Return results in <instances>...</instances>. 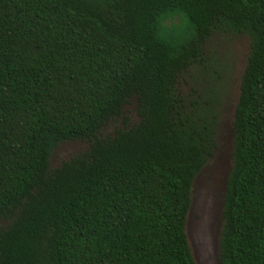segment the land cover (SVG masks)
Segmentation results:
<instances>
[{"label":"trees","instance_id":"16d2710c","mask_svg":"<svg viewBox=\"0 0 264 264\" xmlns=\"http://www.w3.org/2000/svg\"><path fill=\"white\" fill-rule=\"evenodd\" d=\"M221 30L250 51L218 258L264 264V0H0V264H195L185 224L214 130L175 84Z\"/></svg>","mask_w":264,"mask_h":264},{"label":"rangeland","instance_id":"374dc122","mask_svg":"<svg viewBox=\"0 0 264 264\" xmlns=\"http://www.w3.org/2000/svg\"><path fill=\"white\" fill-rule=\"evenodd\" d=\"M249 51L247 34L230 30L213 32L202 46L201 59L181 71L176 80V91L188 112L205 117L214 130L215 149L192 182L185 224L195 264H220L221 213L232 166L234 109ZM128 112L130 122H135L134 104L128 107ZM118 126L110 122L102 135L111 134ZM87 147V143L80 141L59 144L52 152L50 169L59 167Z\"/></svg>","mask_w":264,"mask_h":264}]
</instances>
